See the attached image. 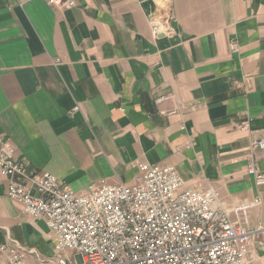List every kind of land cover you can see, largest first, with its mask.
Listing matches in <instances>:
<instances>
[{
    "label": "crops",
    "instance_id": "0c3cea01",
    "mask_svg": "<svg viewBox=\"0 0 264 264\" xmlns=\"http://www.w3.org/2000/svg\"><path fill=\"white\" fill-rule=\"evenodd\" d=\"M72 1L0 0V137L13 159L77 194L102 180L131 184L140 164L172 166L225 207L259 198L250 223L262 220L264 186L245 166L249 140L264 132V0ZM164 8L177 36L154 39L146 17ZM243 121L248 130H237ZM255 159L262 170L264 154ZM5 188L0 175V245L49 264L52 232Z\"/></svg>",
    "mask_w": 264,
    "mask_h": 264
},
{
    "label": "built area",
    "instance_id": "2783aa9c",
    "mask_svg": "<svg viewBox=\"0 0 264 264\" xmlns=\"http://www.w3.org/2000/svg\"><path fill=\"white\" fill-rule=\"evenodd\" d=\"M46 1L58 9L74 6L72 0ZM146 18L154 39L177 36L170 8ZM228 48L233 54L239 51L234 38ZM79 109L75 105L68 114ZM235 127L245 131L249 124ZM256 153L264 154V132L249 140L245 166L255 185L264 186V160L260 170ZM138 170L131 184L102 180L77 194L52 174L15 161L8 141L0 137L5 195L52 232L55 257L49 264L259 263L264 218L250 223L252 209L261 206L259 198L225 207L215 190L188 187L172 166L140 164ZM0 253L6 264H26L28 252L18 244H1Z\"/></svg>",
    "mask_w": 264,
    "mask_h": 264
}]
</instances>
